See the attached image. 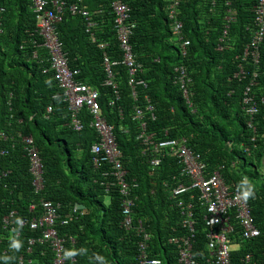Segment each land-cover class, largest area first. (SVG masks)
I'll list each match as a JSON object with an SVG mask.
<instances>
[{
  "label": "trees",
  "instance_id": "trees-1",
  "mask_svg": "<svg viewBox=\"0 0 264 264\" xmlns=\"http://www.w3.org/2000/svg\"><path fill=\"white\" fill-rule=\"evenodd\" d=\"M64 1L67 6L57 29L70 66L77 70L78 82L99 91L102 111L114 126L123 152L127 179L137 183L133 224L129 229L123 225L119 189L108 191L105 187V174L111 165L106 161L95 165L102 156L92 153L100 138L90 126L92 117L83 114L82 132L67 127L72 113L54 74L46 71L51 65L48 51L40 47L43 39L32 0H0V130L9 136L3 144L9 147V153L0 158V264H15L22 254L26 259H36V264H52L54 254L46 245L36 244L33 253L28 254L27 242L36 232L24 229L18 239L22 247L17 251L11 248L12 234L4 227L5 217L13 212L18 214L14 219L30 218V206L37 204L40 197L60 204L63 219L76 205L88 211L68 225H58L62 237L75 239L73 244L69 240L67 247V252L77 253L70 257L75 258L71 264H100L95 259L97 254L104 257V264H141L137 232L140 223L151 237L149 259L179 264L177 247L169 241L182 233L177 201L185 196L174 199L173 190L182 183L188 186L189 181L184 179L183 165L176 155L161 157L160 165L152 170L154 156L139 139L143 121L146 135L155 142L187 139L189 148L201 154L207 165V176L221 171L233 191H238L241 181L248 178L254 189L248 203L261 234L246 239L240 225L232 222V264H264V105L254 120V131L243 111L252 76L246 80L236 77L256 27L250 12L256 0H178L176 16L183 23L181 34L174 30L170 17L173 0H125L131 8L134 27L131 43L137 63L143 67L137 78L145 82L137 87L136 98L124 65L113 68L119 95L104 84L105 53L112 61L124 58L115 28L113 0ZM73 5L81 14H72ZM84 11L95 23L91 32ZM230 15L236 21L225 34ZM187 41L190 45L184 50L182 45ZM101 44L107 47L102 50ZM183 66L192 79L190 103L176 83V70ZM261 70L258 80L263 89L260 85L252 88L264 97V65ZM149 105L153 112L147 110ZM49 107L53 108L51 113ZM137 107L143 110L142 120L136 118ZM24 136L33 137L42 158L45 188L40 195L35 194V177ZM192 194L199 193L193 190ZM191 195L186 200L190 201ZM196 213L195 254L203 260L210 255L204 210L196 205ZM247 256L251 257L248 262Z\"/></svg>",
  "mask_w": 264,
  "mask_h": 264
},
{
  "label": "built area",
  "instance_id": "built-area-1",
  "mask_svg": "<svg viewBox=\"0 0 264 264\" xmlns=\"http://www.w3.org/2000/svg\"><path fill=\"white\" fill-rule=\"evenodd\" d=\"M32 2V8L36 15L37 29L43 39L40 47L48 51V61L51 65L50 69L46 71H51L54 74V79L60 89L64 91L65 101L68 103L72 113V118L67 127L75 132H82L84 130L83 114L86 112L92 117L90 126L95 128L100 136L99 142H96L92 147V153L102 156V158L95 160V165L99 166L104 161L111 165L110 170L105 174L108 179L105 187L108 191L114 188L119 189L122 196L123 225L129 229L133 224V208L135 205L133 192L137 187V183L136 181L130 182L127 179L128 171L124 168L122 162L123 152L119 148L114 133V126L109 123L102 111L99 102V91L78 82L76 79L78 72L70 66L69 58L60 38L61 34L57 29V25L63 20L62 13L67 4L64 0H32ZM173 2L170 17L174 21V30L181 34L183 23L176 16L179 2L178 0H173ZM70 10L74 15L80 13L76 5H73ZM112 10L115 15V28L118 32L120 49L124 58L122 61H112L108 54L105 53L103 65L105 66L107 77L104 84L112 87L114 92L119 95L113 68L124 65L129 70V86L133 90V96L136 98L137 87L145 84V82L137 78L138 73H142L143 67L137 63L131 43L134 29L131 23V8L125 3V0H113ZM0 12H3L2 8H0ZM250 12L254 15L256 27L249 44L246 46L244 55L241 57L242 64L239 66L240 71L236 77L246 80L248 76H252L251 85L245 91L243 111L250 118L249 127L256 131L254 120L256 121V117L260 113V107L264 105V97L258 96L252 87L260 85V89H263L258 79L260 72L263 71L261 67L264 65V0H256ZM82 14L87 19L88 31L91 32L95 23L90 19L88 11H84ZM235 21L236 17L234 15L227 17L228 25L225 34L228 33L230 25ZM189 45V41L184 42L182 45L183 49L185 50ZM106 47L107 44L100 45L102 50ZM34 56H38L37 51ZM176 71V83L183 91L187 102L190 103L189 86L192 83V79L185 66L178 68ZM147 110L153 112L154 108L149 105ZM52 111L53 108L49 107L48 113ZM136 115L138 120H142L144 116L142 108H136ZM140 127L142 133L139 139L142 140V145L146 148V151H149L154 156L151 164L152 170H156L160 165L161 157L172 158L176 155V158L183 165L182 175L187 182L189 181L188 186L187 183H182L173 190L174 199L185 196L177 201L181 216L182 233L171 237L169 241L177 247L179 264H232L231 252L233 246L229 239V235L235 231L232 222L236 221L240 225L243 236L246 239H255L261 234L255 223L248 200L245 201L239 198V191H233L226 184L221 171H216L207 176V165L203 162L201 154L195 153L189 148L187 139L155 142L152 136L146 135L147 125L144 121L141 122ZM8 140L9 136L7 133L0 130V158L9 153V147L3 146ZM23 143L27 147L32 173L35 177V194L40 195L45 188L40 151L35 145L32 136H24ZM193 190L198 191L199 194H192ZM188 195H191L190 201L186 200ZM196 205H199L200 209L204 210L203 221L207 231L208 249L210 251L209 257L207 259L204 257L203 260H200L202 258L200 255L195 254L194 247L198 232ZM61 207L60 204H55L51 200L40 197L37 204L30 206V218L27 216L17 218L23 221L22 226L17 225V219H14V217H17L18 214L13 212L5 217L4 227L12 234V239H21L24 229L37 233L35 237L30 238L27 242L28 254L33 253V248L36 244L46 245L51 248L54 254L52 264H69V258L66 257L65 253L67 252L68 241L70 240L73 244L75 239L73 237H62L58 230V225L61 224L60 222H62V225H68L74 219H78L79 216L85 215L87 210L82 205L73 206L72 213H69L63 219L60 213ZM137 232L140 237L141 264H150L152 260L149 259L147 251L151 237L141 223ZM25 257L26 255L22 254L15 264L37 263L36 259L28 257L26 259ZM250 258V256H247V262ZM73 261H75V258L71 259V262Z\"/></svg>",
  "mask_w": 264,
  "mask_h": 264
},
{
  "label": "clouds",
  "instance_id": "clouds-1",
  "mask_svg": "<svg viewBox=\"0 0 264 264\" xmlns=\"http://www.w3.org/2000/svg\"><path fill=\"white\" fill-rule=\"evenodd\" d=\"M224 178V177H223ZM227 184V183H226ZM238 191H239V198L244 199L245 201L249 200L254 196V189L251 185L250 181L247 177H245L241 183L238 185ZM17 225L22 226L23 221L21 219H17L16 221ZM22 247V242L18 239L13 238L11 242V248L19 251ZM82 252L84 250H81ZM40 253L45 254V252L40 250ZM66 257L69 258V264H71L70 257L77 255L75 251H68L65 253ZM95 259L100 262V264H104V257L97 254L95 256ZM5 262L8 260L7 257L4 258ZM71 262V263H70ZM150 264H161V261L159 259H154L150 262Z\"/></svg>",
  "mask_w": 264,
  "mask_h": 264
},
{
  "label": "crops",
  "instance_id": "crops-1",
  "mask_svg": "<svg viewBox=\"0 0 264 264\" xmlns=\"http://www.w3.org/2000/svg\"><path fill=\"white\" fill-rule=\"evenodd\" d=\"M83 206V205H82ZM85 207V206H84ZM87 210V209H86ZM88 213V211L86 212V214ZM234 248H236V246H234ZM41 251H43V252H45L44 250H41ZM46 253V252H45Z\"/></svg>",
  "mask_w": 264,
  "mask_h": 264
},
{
  "label": "rangeland",
  "instance_id": "rangeland-1",
  "mask_svg": "<svg viewBox=\"0 0 264 264\" xmlns=\"http://www.w3.org/2000/svg\"><path fill=\"white\" fill-rule=\"evenodd\" d=\"M109 203V200H108V198H106V204H108Z\"/></svg>",
  "mask_w": 264,
  "mask_h": 264
}]
</instances>
